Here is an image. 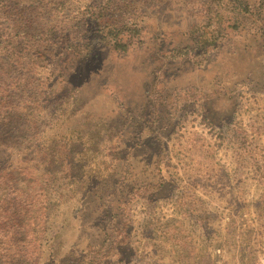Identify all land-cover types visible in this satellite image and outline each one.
I'll list each match as a JSON object with an SVG mask.
<instances>
[{"label": "rangeland", "instance_id": "rangeland-1", "mask_svg": "<svg viewBox=\"0 0 264 264\" xmlns=\"http://www.w3.org/2000/svg\"><path fill=\"white\" fill-rule=\"evenodd\" d=\"M122 1L0 0V264H264V0Z\"/></svg>", "mask_w": 264, "mask_h": 264}, {"label": "trees", "instance_id": "trees-1", "mask_svg": "<svg viewBox=\"0 0 264 264\" xmlns=\"http://www.w3.org/2000/svg\"><path fill=\"white\" fill-rule=\"evenodd\" d=\"M122 2H124V0L122 1ZM129 4V3H128ZM111 5V3L110 2H108V3H106L104 6H110ZM131 6H133V4L132 5H130V7ZM101 9V8H100ZM76 12L75 10H70V12ZM101 12V11H100ZM99 14H101V13H98V15L95 17L96 19H99L100 18V16H99ZM86 22H88V21H86ZM15 32H17V30H15ZM21 34V32L19 31V32H17L16 33V35H20ZM116 36H117V34H114V33H111L107 38H109V40H111L112 42H114V47L116 48V50L117 51H120V52H125L126 51V48H127V46H125V45H122L121 43H119L118 42V40H116ZM103 40H106V39H103ZM202 44H207V42L205 41V42H201ZM14 48H18V46L16 45V46H13ZM32 49H35V48H33V47H31ZM19 50H20V47H19ZM9 51H10V49L9 48H7L6 46H2V44H0V74H2V72H3V69L5 68V67H8V62H10L12 59H11V57H10V55H9ZM16 54L18 53V51L17 52H15ZM36 55V54H35ZM16 81H19V79L18 80H16ZM0 103L1 104H6L5 103V101H3L2 99H0ZM22 207L20 206V205H18L17 207H13V209L15 210V209H21ZM23 209H21L20 210V212L22 211ZM6 253H7V251H6Z\"/></svg>", "mask_w": 264, "mask_h": 264}]
</instances>
